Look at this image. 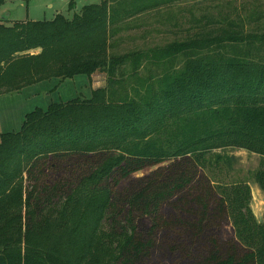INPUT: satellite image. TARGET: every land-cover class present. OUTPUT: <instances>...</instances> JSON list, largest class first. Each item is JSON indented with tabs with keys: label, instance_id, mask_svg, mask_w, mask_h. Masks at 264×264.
<instances>
[{
	"label": "trees",
	"instance_id": "trees-1",
	"mask_svg": "<svg viewBox=\"0 0 264 264\" xmlns=\"http://www.w3.org/2000/svg\"><path fill=\"white\" fill-rule=\"evenodd\" d=\"M161 5L102 0L72 17L0 20V95L98 71L107 81L0 134V264H264L250 185L204 170L231 165L217 150L258 153L264 191V34L221 26L112 52L128 19ZM143 61L161 72L141 77Z\"/></svg>",
	"mask_w": 264,
	"mask_h": 264
},
{
	"label": "rangeland",
	"instance_id": "rangeland-1",
	"mask_svg": "<svg viewBox=\"0 0 264 264\" xmlns=\"http://www.w3.org/2000/svg\"><path fill=\"white\" fill-rule=\"evenodd\" d=\"M102 0H76V8L70 10V0H7L1 12L10 13V21L50 20L57 13L72 17L83 6L100 3ZM127 25L118 31L115 54H128L137 50L149 51L163 48L175 41L183 42L208 29L224 26L248 35L264 34V0H162L158 8L143 11L127 20ZM229 26L231 28H229ZM264 53V52H263ZM183 59L173 61L181 65ZM157 65V64H156ZM143 61L141 77L161 72L158 65ZM168 67V66H167ZM166 67V68H167ZM165 69V68H164ZM106 74L98 71L89 77L77 76L60 81L58 78L27 86L21 92L0 95V134L21 128L25 114L36 107L46 108L52 102L67 101L76 97H91L93 87H105ZM231 159V165L221 162L204 169L215 184L247 182L251 187V207L259 222L264 219V191L255 180L261 156L241 148L217 150ZM167 163H164V165ZM154 168L139 171L135 176L148 174ZM258 199V200H257ZM232 227H224V235L230 237ZM156 263L158 260H155Z\"/></svg>",
	"mask_w": 264,
	"mask_h": 264
},
{
	"label": "crops",
	"instance_id": "crops-1",
	"mask_svg": "<svg viewBox=\"0 0 264 264\" xmlns=\"http://www.w3.org/2000/svg\"><path fill=\"white\" fill-rule=\"evenodd\" d=\"M58 14V13H57ZM63 14V13H62ZM55 17V16H54ZM0 20L4 21L5 23H10L8 21H10V13H6L5 11L4 12H1L0 10ZM27 20H32V19H27ZM13 22V21H12ZM40 51V49H37V50H32L31 52L32 53H38ZM93 76V75H92ZM93 88H97L96 86L93 87ZM25 89V88H24ZM23 89V90H24ZM21 92V91H20Z\"/></svg>",
	"mask_w": 264,
	"mask_h": 264
},
{
	"label": "bare ground",
	"instance_id": "bare-ground-1",
	"mask_svg": "<svg viewBox=\"0 0 264 264\" xmlns=\"http://www.w3.org/2000/svg\"><path fill=\"white\" fill-rule=\"evenodd\" d=\"M258 200V199H257Z\"/></svg>",
	"mask_w": 264,
	"mask_h": 264
}]
</instances>
